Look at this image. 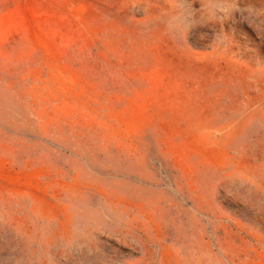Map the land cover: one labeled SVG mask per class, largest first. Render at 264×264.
Segmentation results:
<instances>
[{"label": "rangeland", "instance_id": "374dc122", "mask_svg": "<svg viewBox=\"0 0 264 264\" xmlns=\"http://www.w3.org/2000/svg\"><path fill=\"white\" fill-rule=\"evenodd\" d=\"M0 264H264V0H0Z\"/></svg>", "mask_w": 264, "mask_h": 264}]
</instances>
